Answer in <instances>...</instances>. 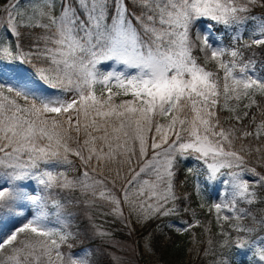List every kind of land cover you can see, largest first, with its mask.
<instances>
[{
	"label": "snow or ice",
	"instance_id": "1",
	"mask_svg": "<svg viewBox=\"0 0 264 264\" xmlns=\"http://www.w3.org/2000/svg\"><path fill=\"white\" fill-rule=\"evenodd\" d=\"M61 3L54 14L52 0H41L30 15L20 11V0L0 5V225L26 220L0 235V264H92L87 252L61 251L65 245L71 249L67 242L73 237L57 198L64 191L79 190L90 202L102 199L126 220L134 215L143 223L177 214L178 157L200 163L188 172L204 173L207 182L223 178L225 199L209 209L218 222L252 216L239 204L257 203L255 189L264 187V175L247 160L261 148L242 145L237 151L234 140L264 136V120L256 132L236 136L238 130L223 127L216 107L223 100L234 111L229 101L242 98L249 101L245 108L259 107L254 97L264 98V77L253 61L243 60L239 47L214 43L211 31L197 30L193 38L192 28L208 19L235 27L233 39L242 41V29L252 20L249 35L258 38L243 47L264 46V17L246 15L259 0ZM129 4L138 12H130ZM36 29L41 31L25 50L22 37ZM107 62L111 70L101 71ZM97 85L103 89L99 95ZM121 96L130 99L116 103ZM70 156L81 165L71 179L58 171L73 164ZM197 180L199 188V175ZM30 182L36 185L31 190ZM222 211L228 214L221 217ZM260 224L261 229L229 223L235 236L221 226L220 247L250 249L256 264H264V218ZM219 264L231 262L222 255Z\"/></svg>",
	"mask_w": 264,
	"mask_h": 264
},
{
	"label": "trees",
	"instance_id": "2",
	"mask_svg": "<svg viewBox=\"0 0 264 264\" xmlns=\"http://www.w3.org/2000/svg\"><path fill=\"white\" fill-rule=\"evenodd\" d=\"M251 12L246 15L264 17V0H261L260 4L250 5ZM132 8V4H129V9ZM209 23L213 29L222 35L224 44L227 47H239L243 53V57L248 59H256L257 64L260 65L264 72V46H253L251 48L243 47L245 42H249L251 37L250 31L253 30L254 22L249 20L246 25V29L243 31V40L234 41L233 37L237 33L235 27H225L223 25L214 24L209 20ZM193 29V28H192ZM33 35L25 34L22 37L21 42L24 44ZM194 38V36H193ZM200 56V62H203L202 54L196 53ZM210 70H215L213 64L207 66ZM221 74V73H220ZM260 101L263 103L264 98ZM257 109L256 106L252 107L248 112V116L242 122L238 123L235 120L228 119V113L221 108L220 105L216 107V113L220 118V122L223 127L233 128L238 130L236 136H240L242 129H246L253 112ZM264 111V110H263ZM257 113H260L257 111ZM261 119H264L261 118ZM75 135V133H73ZM245 146V149L261 148L260 152L252 151L251 155L247 156L248 164L250 167L256 168L257 171L264 175V138L256 139L254 136H248L243 139H235V150L239 151L241 146ZM70 159L76 160L74 156H70ZM174 186L177 196L180 198L178 201V212L170 217H164L162 219H150L142 226L136 223V232L143 234L150 240L149 254L156 260L157 264H219L221 258L219 257L218 244L220 242L219 227L216 224L214 215L210 208L203 206L200 203L198 194L196 192L194 177L186 172L185 163L177 158L175 166V178ZM187 194V199H185ZM79 196V190L64 191L58 194V197L64 204L63 217L64 221L71 224L75 228V234L81 240L82 246L88 247L91 253V259L93 264H113L110 256L112 247L109 245V240L104 239L92 226V220L82 215L81 207L74 206L73 202L75 197ZM188 208V211H184ZM52 209H50L51 211ZM173 218H179L190 224L193 218L200 220L199 225H194L188 231L178 233L176 229L170 228L166 220ZM116 236H122L123 238L131 237V232L119 231L115 233ZM115 236V237H116ZM211 241V244H209ZM144 252L143 246L140 247ZM207 251V255H205ZM149 256L150 260L151 257ZM231 264H243L241 261L229 259Z\"/></svg>",
	"mask_w": 264,
	"mask_h": 264
},
{
	"label": "rangeland",
	"instance_id": "3",
	"mask_svg": "<svg viewBox=\"0 0 264 264\" xmlns=\"http://www.w3.org/2000/svg\"><path fill=\"white\" fill-rule=\"evenodd\" d=\"M40 2H41V0H20V11L26 12L30 15L32 12V6L39 4ZM4 3H5V0H0V5H3ZM52 3L54 5V14H59L61 7H62L61 0H52ZM133 3H134V0H133ZM260 3H261V0H259L258 4H260ZM249 7H251V6L249 5ZM129 11L132 13H136V12H138V9L133 7V4H132V8H130ZM2 15H3V13L0 12V16H2ZM253 26H254V24H253ZM253 29H254V27H253ZM197 30H199L201 35H203L207 31H211L212 41L214 43H219L220 45H222L226 48H229V49L233 48V47H227L224 44L222 35L217 33L213 29V27L209 23L208 19H201L193 25L192 32H193L194 38H195V33ZM40 31L41 30L36 29L35 32L32 34L33 35L32 39H34V36L36 34H39ZM252 38H258V37H251V39ZM21 44L25 48V50H27L29 47H31V39H30V41H28L24 44L21 42ZM242 56H243V53H242ZM243 60L245 62L249 61V60L253 61L254 65H255L256 73L260 77H264V72L261 69L260 65L257 64L256 59H248V58L243 57ZM34 62H36V61H34ZM210 64H213L215 66L214 63H210ZM215 68H216V66H215ZM107 70H111L110 62H107L105 64V66L101 68V71H107ZM117 70H122V69L118 68ZM221 75H223L222 72H221ZM102 90H103L102 86H100V85L96 86V92L98 95L100 94V92ZM115 91H116V89L113 88V92H115ZM105 95H106V93H105ZM71 97H72V94H69L68 99H71ZM254 98H255L257 104L259 105V107H257L256 105H253L249 108H245L244 105L249 103V101L246 98H242L240 101H235V100L229 101L228 107L231 109H234V111H229V110L225 109L223 107V100H221V103L219 104L221 106V108L228 113V119L237 121L235 119V117L240 116L241 119L239 121H237L238 123L242 122L244 119L247 118L248 115L245 116L244 115L245 112L248 113L252 107H254V106L257 107V109L253 112L252 117H251L248 125L246 126V129H242V132H245V131L246 132H256L257 131V125L260 123L261 120H264V119H261L264 117V111H263L264 110V102L262 103L260 101V99L262 97L260 94L257 93ZM114 99H115L116 103H119L120 100L130 99V97L121 96V97H115ZM257 111H259L260 113H257ZM253 117H255V123H253ZM161 122L163 123L164 121L161 120ZM261 137L264 138V136H260V138ZM71 160L73 161L72 165L62 166L60 169H58V171H66L70 179L79 176L80 171H81L80 162L73 160V159H71ZM181 160L185 163L186 172H188L189 168L196 170V169H199L202 167V165L200 163H198L195 159L188 158V159H181ZM257 172H259V171H257ZM259 173H261V172H259ZM190 174L194 177L196 192L198 194L200 203L203 206L211 208L213 204L220 203L225 199L224 193L226 190V186L222 182L223 178H221L220 180H217L215 182H207L204 180V173L198 174L196 171H194ZM261 174L263 175V173H261ZM105 175H108L107 171H105ZM198 175H199V185H200L199 188H197V183H198L197 176ZM246 178L249 179L250 183L252 182V178L250 176L246 177ZM28 187L31 190L32 188H35L36 185L34 182H30L28 184ZM117 187H119V184H117ZM255 191L257 194V203H255L254 205H251V206L245 205L243 203L239 204L240 207H247L248 210L252 213V216L245 217L240 222H237L234 219V217L231 218L229 222H224L223 220H220L218 222L217 221V214H216L215 210L212 209V213L214 215L216 224L219 227V233H221V226H222L224 231L232 232L233 236L237 235V233L234 232L232 230V228L229 227V223H231V224L240 223L243 226H248V227L255 226L257 229L262 228L260 221L262 218H264V187L258 186V187H256ZM90 199L91 198L89 196L84 195L79 191V196L75 197L73 205L81 207L82 215H84L86 217L88 216L92 220V226L94 227V230H96V232L106 233V235H101V236H103L104 239L106 238L109 240V245H110V247H112V252H111L112 256H110V257L112 258L113 264H157L156 260L154 258H152L149 254V250H151L150 249L151 247L146 248V246H145L146 241L150 242V240L148 239V237L143 236V234L138 233L135 230L136 223L142 226L146 222H143V223L138 222L137 218L134 215L131 217H128L127 220L123 217L118 218L112 214L110 204L106 203L102 199H97L94 202H90ZM51 211H54V209H52ZM226 214H228V213L222 211L220 213V216L222 217L223 215H226ZM125 216H127V212H125ZM170 216H172V215H170ZM170 216H158L157 218H154V220L156 221V219H162L164 217H170ZM253 216L255 217V221H253V218H252ZM52 220L55 221L54 216L52 217ZM196 220H198V218H196V217L193 218V220L190 224L193 226L197 225V224H195ZM24 222H26V220L24 218H21L19 220H16L13 223H7V224L0 225V235H5V234L9 233L12 228L18 227ZM184 222L185 221H182L179 218H173V217L166 220L167 225L173 229L187 227ZM65 224L67 226V230L72 232V234H73V237L71 239H69L67 242V244H70L72 247H71V249H69L67 247V245H65L61 248V251L67 253L68 251L71 250V252L73 254L87 252L91 257L90 249L88 247L80 245V244H82V242H81V240H79V237L75 234V228H73V226L71 224H68L67 222H65ZM52 226L59 227L60 225L53 223ZM119 231L131 232L132 236L128 237V238H123L122 236H116L115 233L119 232ZM257 234H259V233H257ZM240 235H243V233H241ZM223 239H224V237L221 235L220 236V242L218 244V250L220 252L219 253L220 258H222V255H223L224 257H227L228 259H234L237 261H241V262H243V264H256V258L251 254L250 249H247V248L246 249H238L235 247H232L231 249H227V248L222 249L220 247V244L223 241ZM141 246H143L144 252L141 251V249H140ZM149 256L151 257V260H150ZM91 261H92V259H91ZM92 264H93V261H92Z\"/></svg>",
	"mask_w": 264,
	"mask_h": 264
}]
</instances>
